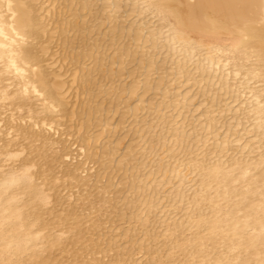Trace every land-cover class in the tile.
<instances>
[{"label":"bare ground","instance_id":"bare-ground-1","mask_svg":"<svg viewBox=\"0 0 264 264\" xmlns=\"http://www.w3.org/2000/svg\"><path fill=\"white\" fill-rule=\"evenodd\" d=\"M69 1V5H66L68 0H0V103H4L3 105L0 104V107H4L5 109H7L8 112H11V114L14 110H21L25 108L27 110L28 115L24 119H22L23 117H21V121L24 122V120L27 119L28 121L33 122L35 124L34 126H31V130L27 131V127H25L24 125L25 123H21L24 126H21L20 124H18V122L14 125V123L18 121L15 118H20L19 115L18 117L14 116V118L11 116L10 113V116L8 114L6 115L7 119L5 121L8 122L6 126L8 129V133L5 134L10 135L9 133L12 131L11 134L14 133V135L16 136L15 138H13V140L16 139L18 135H20L23 140L27 141L28 143L23 141L21 145L27 143L25 144V146L27 145L26 147L28 148L25 149L29 151V155H27L25 159L21 160L19 163H17V166L14 167L13 165L16 164V162L14 163L15 159L18 158V156L20 157L27 151L24 152L25 149L22 150V154L20 148V151L18 150L20 144H17L19 146L16 145L17 142L14 144V141L16 140L5 141V143L3 141L2 143L6 146V149L1 150L0 155L6 156V163L9 161L14 164H9V166L11 167L6 164V167L10 168V172L0 176V264H14L10 262L12 258L18 259L22 257L28 251L34 249L38 244H40L42 242V239L46 240L49 251H51L53 248L60 246V239L63 238V236L62 238L60 237V233L59 235H57V233L56 236H53L56 232H54L52 236H41L44 231L48 230L51 232L52 230L55 231L56 229L53 227V218L55 217H53L52 215L56 212L52 211V213L50 210H44L43 207L48 204L49 199V196L46 191L50 192L49 190H53V192H55L54 194H56L57 191H54L53 181L56 180L54 177L58 175L54 176V174L57 173L52 174L53 171L50 166L51 164H54L53 162L60 161V165L56 164L58 165L57 167H60L62 163L59 158L54 156V154L48 155L45 152V150H47V148L50 146L49 143L51 142V140L48 135L51 133V131L53 130L54 133H60V137L64 136L68 141L71 142V144L77 145L79 147L80 153L83 150L82 155L86 160L81 163L80 170L78 167V165L80 164L79 163L77 164V167L75 166L76 168L73 171L70 170V172H67V168H65L64 172H66L65 174H63L65 177H68V179L75 180L77 183H81V177L79 175L82 172H88L87 174L90 175L89 172H91L93 169L90 166L89 168H85V165H90L91 163H93L91 165H94V163L98 161L97 154L99 152V148L95 145L99 143V139L103 135L107 136L105 135L107 133L109 135L112 131H114V133L116 131V127L113 128L115 130L110 129L112 126L108 124V122L110 121L100 120L102 119V109H100L98 106L91 107L92 104L96 101L98 95L97 93L102 94L103 92L106 93L108 91V96L110 94H113V96L117 95L118 103H120V100H122L121 97L128 94V92H126V86L124 85V87L121 85L119 87H113V77L116 74H114L113 72L115 67H117L115 66L116 61L113 63V60H119L118 63L121 61V63H119V68H122V65H124L123 62L125 61L126 63L127 61L125 59L131 57V59H134V53L132 55V53H122L118 50L119 53L115 52L117 54L116 55L112 52L113 56H111L112 59H110V61L112 60V62L108 63L110 67L108 70L106 69L107 72L110 73L111 77L110 80H107V78H105L106 75L105 77L103 75V71H105V65L107 64V62H109L105 61L107 60V54H105L107 49L105 51H100V43H98V45L97 42L96 44H94L93 42V45L88 43L90 49L87 48L88 46L85 43V35H89V33L91 35V30L88 32L86 29L87 26L84 25V23L83 26H77V22L80 19L82 20V18L80 17L83 15H81L80 12H77L80 11V8H82L81 11H88V6H85L87 3L85 2L86 4H82V2H79V0ZM74 2H79L76 3L77 8L78 4L80 5V3L83 6L80 5L78 9L76 7L73 8ZM91 8L89 11H91ZM152 8L156 16H161L160 18L163 17V20H169L170 18L173 21L172 24L169 26L168 24H166V26L169 27V31L167 36L165 37L164 43L166 42L165 48H167L169 52L174 53L175 55L177 52H179L180 54H178L180 55V58L186 57L188 60L194 59L197 53H202H200V55H202L203 57L202 59L200 58L202 61L198 66V70L199 72H201L202 76L209 74L210 78L206 80V85H209L210 82H213L211 78L214 79L218 74H221L222 82L219 84L220 86H222V89L226 91V93H228V96L233 95L235 93V95L230 96V98L232 99L234 96L236 98L240 97V94H246L245 92L247 91H244V86L248 88L249 81H253V84L258 82L260 84V82H264L262 81L264 80L262 79V77H264V0H155L152 5ZM66 11H68V13H71L70 16L72 18L70 17V19H68V17H65L66 15H63ZM114 19L115 18H113V20ZM86 23L87 22H85V24ZM112 23L113 22L111 21V24ZM166 26H162V29H165ZM115 27L116 26L113 25L110 27V29H114L115 32ZM70 32L72 34L69 36ZM121 34H123V32ZM160 34L164 35L161 31ZM139 38L138 40L140 41ZM138 40L136 39L137 43L139 42ZM96 41H99V39ZM158 42L160 41L158 40ZM129 43L130 41L128 42V44ZM156 43L157 41H155L153 45H155ZM161 44L159 46H161ZM177 46H179L180 48H177L179 50H177L176 52L175 47ZM226 47H229V50L237 49L240 54V56H238L239 58L243 57L244 59L246 58V60L253 59V62L255 63L253 64L254 69L251 68L252 71L250 70L251 72H246V76L244 75L243 77V80L245 79V82H247L245 83L247 85H245L243 81L244 86L243 84H240L243 86V91H234L231 89V84L235 86V89L240 86L239 85L236 88V85L238 84L237 81V84L235 85L234 83L229 84L230 80H237L236 78L240 76L241 69H238L239 66L236 65V68L234 65L232 66V63L230 62V65L232 66V68L230 67V71L228 68H226L228 69L226 74L223 72V70H225V67L227 66V63H229L228 59L224 58L227 55H221L223 52L225 53L226 51H228L225 49ZM86 48L87 50H85ZM195 49L197 53L194 55ZM197 49H199V51ZM89 50L95 51L97 54L94 56L93 53L90 54ZM113 50L115 51L114 47ZM109 51L110 50H108V52ZM218 53H221L220 56H222L223 58L220 57ZM219 63H222V66H220L221 68H219ZM90 66L91 68H89ZM71 67L73 69L70 70ZM224 74L227 76L226 78L223 77ZM104 79L111 82V86L108 87V89L105 88L107 89L106 91H104V85L102 84ZM95 87L97 88L96 94H94L93 90ZM250 88V91H248V94H250V97L248 99H250V101L248 100L249 103H247L249 104L250 110L242 111L244 113H242L241 115L243 117H245L247 113L248 115H253L251 125L254 128V132H256L257 135L260 137L259 134L261 130L259 127H261L262 125L259 124L261 123L262 119H264V98H260L259 95L261 93L258 94V92L254 91L256 89L252 87ZM135 89V86L131 87L130 91L128 90L129 94L134 95ZM148 91L149 90L147 89L146 93H148ZM231 92L234 93L232 94ZM26 95H37L39 98V100H36L37 102L39 101L38 104L34 102V104L26 101L24 102V100L22 101L23 96ZM241 100L244 101L243 99ZM243 106H246V103ZM136 107H134L133 112L131 111L133 113L132 115H134L135 117H137L136 113L141 109L139 108V106L138 108ZM230 107L228 106V110L232 109H229ZM240 110H242V108ZM39 112H44L46 114H49V116L46 117V115L45 117H42L41 114L40 117H42V121L39 122V120L36 118V115L40 114ZM158 113H160V111H158ZM97 115H100L99 118L96 117ZM40 117L38 118L41 119ZM3 119H0V122L3 121ZM93 120H97L98 122L96 121L97 123H93ZM240 120L239 122H242L244 124L246 123L245 126L247 125L248 119L246 122ZM239 122H237L238 125L241 124ZM120 125L121 124H119L118 128H121ZM248 125L250 126L249 123ZM207 126L209 128V125ZM23 127H25L26 129ZM36 127H38L39 129H36L38 131H35ZM96 128H100V132H95L96 134L92 135L93 129ZM106 128L107 130L104 131V129ZM46 129L51 130L48 135H46V131H48ZM176 130L178 131V129ZM214 134L216 133L214 132ZM228 134H230V132ZM231 134V136H234L233 133ZM51 135L53 136V134ZM262 135H264V133H262ZM215 137L216 135L214 136V138ZM225 141H223L222 149L228 147V145L225 147ZM37 142L40 143L38 147L34 145V143ZM181 143L182 142L179 140L177 142V145H181ZM28 144L32 145V147L34 145L36 148L32 149L31 147H29L30 145L28 146ZM108 145L105 144V147H107ZM203 145H205V143H203ZM249 145L250 142L248 143V145L242 148L241 152L247 151L253 154L252 152L254 149H249ZM163 146L161 147L163 148ZM155 147L157 148L158 144H155V146L152 148ZM100 148L103 150L102 151L100 149L102 153L101 158L99 159L100 166H102V169L100 174H98L99 172L97 173L95 188L97 189V184L102 183L104 178L103 174H105V171H108L109 169L111 170V172L107 174L110 175L112 172L113 174L108 177L106 184H104L106 188H111L112 185L115 184L113 183L115 178L113 179L112 175L115 174V176H117L116 173L120 171L125 174L128 171L129 166L128 168L125 166L128 164L126 163L127 160L125 158V165L123 167L121 166V164L124 162V160H122L118 165L119 168L117 169L116 173H114L111 168L112 166L108 165V163L114 164L113 159L110 157L113 155H111L113 149L111 148V150L110 148H104L110 149V151L106 150L104 152L103 147ZM118 148H116L115 146V150H117ZM157 150H159V148ZM156 152L157 151H155L154 156L158 154H156ZM163 152L164 151H162L161 153ZM221 152L223 153V150ZM66 153L60 158L64 159V157H70L71 152L69 151L68 155ZM113 153L114 156H116L115 153L117 152L115 151ZM152 155H150V157H152ZM66 158L64 160H66ZM41 159H43L44 161L40 162ZM106 160H108V163H106ZM137 163L139 162L137 161ZM241 163H238L235 160V162H231L227 170L224 168V171L222 168L223 166L220 167L219 164H212L210 168L208 166L210 164H208L206 168L204 167L203 169V167H185L183 166L184 164L180 162L178 166L176 165L177 167H174V170L172 172V174H174L173 176L178 177L181 186L183 183L185 184V181L188 179V175L195 174L200 176L201 183L198 185V194L196 196V198H200H194L193 201H191V208L194 211L198 210L200 201H203V199L201 198L208 195V193L211 194L209 192L211 189L214 191L212 193L215 194L214 198L216 199L210 202L211 205L209 209L210 212L213 213L212 219L207 222L199 220L197 223L194 224L193 227H195L197 230L204 229V231L207 232L210 237L207 240V245L212 246L213 249L216 247L217 244H223V247L225 248V254L219 255L213 260L207 258H200L199 261L204 264H264V176L260 177L257 180H245L247 174L254 167L250 168L249 164ZM129 164L131 165V162ZM4 165L5 164H3V166ZM53 167L54 166H52V168ZM34 168H37V172L32 171V169ZM71 168L73 169L74 165L73 167L71 166ZM131 168L136 169V166L134 165ZM161 168L160 174H162V176H164L165 178V175L169 174H166V170L163 168V171V169ZM257 168H259L260 171H264V165H257L255 169L258 170ZM55 169L57 170V168ZM59 169L60 168H58V170ZM67 170H69V168ZM258 172L259 171H257V173ZM107 176L105 178H107ZM62 177H60V179H62ZM132 178H134V176ZM137 178L135 176V179ZM38 179H40L42 183L44 182L46 184L42 186V184H36L37 182L34 183L35 181H40ZM133 180H128L131 181V184L129 186H131V188L136 187V190H138V192H141L142 196L145 192L144 188H146V186L144 185L145 183H142V186H140L139 182L138 186V184L135 183L137 180L132 183ZM125 182L126 179L125 181L123 180L120 182L123 188L127 187ZM169 182L172 181L170 180ZM87 184L88 183L83 181L81 187H86ZM243 184H245L244 186H246V191H248L249 194L251 193L252 195H254V193L256 192H261L259 195L257 194L258 196L256 195V199H258L257 203H254V201L249 200V202L244 204H234V207H232V205L231 207H228L227 204L224 208H222V210L215 211L219 201H222V203L223 201L227 202V200L232 197L230 194L233 195V193H230V191H234V188L236 186ZM23 198H26V200L23 201V204H20ZM241 200L243 201V199ZM133 202L134 200L132 199L129 203ZM148 206L149 210L147 211V215L149 219V215L153 213L154 209L152 205ZM163 211L165 210L163 209ZM46 215L51 216V218L53 217V222L44 219ZM55 216H57V214ZM69 218L65 217L64 219H58V221H60V223H64L68 221ZM133 218L139 220L138 216L132 217L131 219ZM69 221H71V219ZM70 223L72 224V222ZM74 224L75 226L73 229H71L70 227L68 229L66 227L68 229L67 231H70L69 233L67 231L66 232L68 234L72 233L75 239L73 241L70 240L69 242L64 243V251L71 247V249H74L73 246L75 244H78L77 242H80V244L82 245L85 242V240L82 238V235L80 237L81 230L79 232H75L80 227L78 225V221H76V223ZM54 225L56 226V224ZM97 225L94 226V230L97 228ZM58 228L59 232L63 231L62 227ZM127 233L128 231L124 232L125 238L121 239L123 242H126V239L128 238ZM112 235L113 234L110 233L107 235L106 238L104 237L103 241L105 242L98 245L99 247L97 251L92 250L89 253L93 257L91 260L94 262V264H113L116 260L117 264H120L121 260H125L123 258H125L126 255L120 260L115 257V259L109 257V254L111 255V252L114 253V249H116L115 251L117 252L121 249V246L118 244L117 241L118 236ZM66 238L68 239V236ZM69 238H71V235H69ZM201 239L203 240V238ZM201 239L199 237L198 239H195V242L193 241L194 244L191 250L194 253H197V251L203 248V243ZM101 246H103V248H100ZM99 248L101 250H99ZM210 249L212 250L211 247ZM79 250L76 249L75 252ZM243 253L248 254V259L246 260L245 257L244 262L241 261L242 263H238L237 259ZM76 255L77 253L74 254V256ZM98 255H101V258H96V256ZM49 256H43L42 258L40 256L38 257L37 255L35 256L31 254L28 258L29 260H31L30 264H53L52 262L54 261H52L53 259L51 260ZM105 258L108 259V261L106 260V263L105 261H103ZM131 259H128V261ZM76 261L77 258L75 262Z\"/></svg>","mask_w":264,"mask_h":264},{"label":"rangeland","instance_id":"rangeland-1","mask_svg":"<svg viewBox=\"0 0 264 264\" xmlns=\"http://www.w3.org/2000/svg\"><path fill=\"white\" fill-rule=\"evenodd\" d=\"M154 1L155 0H79V2H82V4L87 3L88 5L86 4L85 6H88L89 10L91 7L92 8L91 11H81L82 8L79 9L80 11H78L77 13L80 12V14L83 15H80V18H82V20H77V26H83L84 23V25L87 26H85L87 31L89 32L91 30V35L90 33L89 35H85V43L87 46L88 43L93 45V42L94 44H96L97 42V44L100 43V45L98 44L100 51H105L107 49L105 53L107 54V60L105 61L109 62H107L104 69L105 71H103V75L104 77L106 75L105 78H107V80H110L111 77L110 73H108L107 70L110 67L108 63L112 62V60L110 61V59H112L111 56H113L112 54H116L117 52L119 53V51L122 53L129 52L132 53V55L134 53V59H131L132 57L125 59L127 61L126 63L125 61L123 62L124 65H122V68H119V63H121V61L118 63L119 60H113V63L116 61V65H114L117 66L115 67V69L113 66V73H116L113 77V82L114 84L116 82V84H113V87L124 85L126 86L125 88L127 89L126 92H128V94L121 97L122 100H120V103H118L117 95L113 96V94H110L108 96V91L106 93L103 92L102 94L97 93L98 95L96 101L92 104L91 107L98 106L100 109H102V119L100 120L110 121H107L108 124L112 125L110 129L112 130L116 127V131L115 133L114 131H112L109 135L107 133L105 134L107 136L103 135V138L101 137V140L99 139V143H97L98 145H95L99 148V152L97 154L98 161L94 163V165H91L93 163H89L90 165L86 164L87 166L85 165V168H89L90 166L93 169L91 172H89L90 175L87 174L88 172H82L79 175L81 177V183H77L75 180L68 179V177H65L63 174H65L66 171H73L79 163L80 164L78 165V167L80 170L81 163L86 160L82 155L83 150L80 153L79 147L77 145L71 144V142L68 141L66 137H60V133H54L53 130L51 131L46 129L48 130L46 131V135H48L51 131V133L48 135V137H50L51 144L49 143L50 146L47 148V150H45V152L48 155L54 154V156L59 158L62 163L60 167H57L58 165H56L59 164L60 161L53 162L55 165L51 164L50 166L53 171L52 174L57 173L54 174V176L58 175L53 177L56 180L59 179L61 181H53L54 191L57 190L56 194H54L55 192H53V190H49L50 192L46 191L49 199L48 204L43 206L44 210L56 212H52L53 217H55H52L54 222L52 221L51 216L46 215L44 217V219L52 221L53 227L56 229L55 231L52 230L51 232L48 230L44 231L41 236H52V234L56 232L53 236H56L57 233V235H59L60 233V237L62 238L63 236V238L60 239V246L53 248L51 251H49L46 240L42 239V242L40 244H38L34 249L28 251L22 257L18 259L12 258L10 261L11 263L30 264L31 260H29L28 257L32 254L35 256L37 255L38 257L40 256L42 258L43 256L47 257L50 255L49 257L51 258V260L53 259L52 261H54L52 262L53 264H94V262L91 260L93 257L89 253L92 250L97 251L99 247L98 245L105 242L103 241L105 235H108L110 233L113 234L112 236H118L117 241L121 246V249L118 250V252L115 251L116 249H114V253L111 252V255L109 254V257H115L120 260L126 255L125 258H123L125 260H121L120 264H204L199 261L200 258L213 260L217 256L225 254V248L223 247V244H217L213 249L212 246L207 245V240L210 238L207 232L204 231V229L197 230L195 227H193L194 224L199 220L207 222L212 219L213 213H211L209 209L211 205L210 202L216 199L214 198L215 194L212 193L214 191L211 189L209 191L211 194L208 193V195L205 196L206 198H201L203 199V201H200L198 210L194 211L191 208V201H193V199L196 198L198 194L197 188L201 183L200 176L195 174H190L191 176L188 175V179L187 177V180L184 179L186 180L185 184L183 183L181 186L178 177L173 176L174 174H172V172L174 170V167L176 165L178 166L180 162L184 164L183 166L185 167H203V169L204 167L206 168L208 164H210L208 165L209 168L212 166V164H219L220 167L223 166V170L224 168L227 170L231 162L233 163L236 160V162L238 163L243 162L244 164H249L250 168L254 167L247 174L245 180H257L260 177L264 176V171H260L259 168H257L258 170L255 169L257 165H264V135H262V133H264V129H262L264 128V119H262V121L260 120L262 124L259 121V125H262L261 127H259L261 130L259 137L257 133L254 132V128L251 125L253 115H248V113L245 117L241 115L242 113H244L242 111L250 110L249 104H247L250 101V99H248L250 97V94H248V91H250L251 89L250 87L256 89L254 91L258 92V94L261 93L259 95L260 98H264V82H260V84L259 82L253 84V81H249L248 88H246L244 84L247 82H245V79L243 80V77L245 74H247L246 72L252 71L251 68L254 69L253 64L255 63L253 62V59L246 60V58L244 59L243 57L239 58L238 56H240V54L237 49H230V52L229 47H226L225 49L229 52L226 51L222 54L218 53L219 56L220 54L227 55L224 58L228 59L229 62L227 63L228 67H225L226 71L223 70V72L226 74L228 69L230 71L233 65L235 67L236 65L239 66L238 69H241L240 76H238L239 79L237 77V80H234L235 82L230 80L229 84L234 83L235 85L238 83L236 85L237 88L240 84H243L244 81L243 86L244 91H247L245 92L246 94H240V97L243 98H235L234 96L231 99L230 96L235 95V93L231 92L232 94H234L228 96V93H226V91L222 89V86H220L219 84L222 82L221 74H218L214 79L211 78L213 82H210L209 85H206V80L210 78L209 74L202 76L201 72H199L198 70V66L201 63V59L203 57L202 55H200L201 52L197 53L195 49L194 55L196 53L197 54L195 55L194 59L188 60L186 57H181L182 59L180 58V53L177 52V50H179L177 48H180L179 46L175 47V50L177 52H175L176 55L169 52L168 49L165 48L166 42L164 43V41L169 31V27H167L166 24H168L169 26L173 21L170 18L169 20L164 18L166 20L165 21L163 20V17L160 18L161 16L158 17L155 15L152 8ZM79 2H74L73 8H77L76 3ZM69 3L70 1L68 0L66 5H69ZM82 4L80 3V5ZM80 5L78 4V8ZM66 12L63 15H66L65 17H68V19H70L71 13H68V11ZM113 18L115 19L113 20ZM111 21L113 22L112 24L116 26L115 32L114 29H110V27L113 26L111 24ZM85 22L87 23L85 24ZM163 24L167 28L165 27V29H162L164 27ZM159 30L163 32L164 35H161ZM122 32L125 35L121 34ZM71 34L72 33L70 32L69 36ZM121 35L123 36V38ZM137 37H141L139 38L140 41ZM98 39L99 41H96ZM136 39L139 41V44L137 43ZM158 40L160 42H158ZM129 41L130 43L128 44ZM155 41H157L156 44H159L153 45ZM160 44L161 46H159ZM113 47L115 51L113 50ZM87 48H89V46ZM87 48L85 50H87ZM108 50L110 51L108 52ZM197 50L199 51V49ZM89 51L90 54L93 53L94 56L97 54L95 51ZM230 62L232 63V66L230 65ZM220 66H222V63H219V68H221ZM89 68H91V66ZM71 69L73 68L71 67L70 70ZM224 75L223 77L226 78L227 76ZM262 79H264V77H262ZM105 80L106 79H104L102 83L104 85V91H106L108 87L111 86V82L106 80V82H108L106 83ZM133 86L136 87L134 95L129 94L130 88ZM230 86L234 91H243L242 85H240L241 88L240 86L238 87L239 89H235V86H233V84H231ZM147 89L149 90L148 93H146ZM93 90L94 94H96L97 88L95 87ZM245 95H247L248 97ZM36 96L37 95L23 96L22 101L24 100V102L26 101L32 104H38L39 101L37 102L36 100H39V98L38 96L36 98ZM241 99H243L244 101H242ZM244 102L246 103V106H243L245 104ZM0 104L3 105L4 103ZM138 106L141 109L136 113L137 117H135L134 115H132V112L134 107L138 108ZM228 106H231L229 109H232L228 110ZM241 108L242 110H240ZM157 110L160 111V113H158ZM13 112L11 114V112H8L4 107H0V119L4 118V122H0V151L6 149V146L2 144L3 141L5 143V141L13 140V138L16 137L14 133L11 134L12 131L9 133L10 135L5 134L8 133V129L6 127L8 122L5 121L7 119V114L9 115L10 113L13 118L14 116L18 117L19 115L20 118H15L18 121H16V123H14L13 121L12 122L14 123V125L17 124V122L21 126L25 125V127H27V131L31 130V126L35 125L33 122H30L27 119H25L24 122L21 121V117H23L22 119H24L28 115L25 108L21 110H14ZM39 113V115H36V118L39 120V122L42 121V117H45L46 115V117L49 116V114H46L44 112ZM41 114L42 117H40ZM99 116L97 115L96 117L99 118ZM38 117H40L41 119H39ZM239 118L242 119L240 120ZM238 119L243 122H246L248 119L249 122L247 121V125L245 126L246 123L244 124L242 122H239ZM93 121V123H95L97 120ZM237 122L241 123L239 124L240 126ZM21 123L25 124L22 125ZM248 123L251 127L248 125ZM119 124H121L120 126L122 129L118 128ZM207 125H209V128ZM36 129H38V127L35 128V131L39 130ZM96 129H98L99 131ZM96 129H93L92 135L100 132V128ZM176 129H178V131ZM106 130L107 128L104 129V131ZM214 132L216 134H214ZM229 132L230 134H228ZM231 133H233L234 136H231ZM51 134H53V136ZM226 134H228L230 137ZM215 135L216 137L214 138ZM6 136L9 138H7ZM109 136L112 137L110 138ZM53 137H55L56 139ZM61 138L64 139L62 140ZM14 140V144L16 142V145L20 144V146L17 145L19 146L18 150L19 148L21 151L25 148H28L26 147L27 145L25 146V144H27L28 142L23 140L20 135H18ZM179 140L182 142L181 145H177V142ZM23 141L27 143L21 145ZM223 141H225V147L228 145V147H226L225 149H222ZM249 142L250 145L248 147L249 149H254L252 152L253 154L247 151L241 152L242 148L248 145ZM38 143L39 142L34 143V145L38 147L40 145V143ZM203 143H205V145H203ZM105 144L109 145L105 147ZM155 144H158V147L152 148L155 146ZM29 145L30 144H28V146ZM34 145L33 147L32 145H30L29 147H31L32 149L36 148ZM99 146L103 147V149L112 148L113 150H115V146L116 148L119 147L117 149L119 151L115 150L117 152L115 153L116 156H114L113 153L115 151L111 149V155H113L110 157L113 159L114 164H109L108 160H106V163L112 166L111 168L114 173H116L117 169L119 168L118 165L122 160H124V162L121 164L122 167L125 165L126 160V163L128 164L125 166L127 168L129 166L128 171L125 174L120 171L116 173L117 176H115V174L112 175L113 179L115 178V180L113 181V183L115 184H113L111 188H106L105 186L108 177L113 174V172L110 175L107 174L111 172L110 169L108 171H105L106 175L103 174L104 178L102 183L97 184V189L95 188L97 173L99 172L98 174H100L102 169L99 160L101 158L102 152L100 151L101 148ZM161 146H163V148ZM158 148L159 150H157ZM110 149H104V152L106 150L110 151ZM161 150L164 152L161 153ZM222 150L224 154L221 152ZM69 151L71 152V155L69 154L70 157H67L68 159L66 157H64V159L66 158V160L60 158L65 155L66 152V154L68 155ZM155 151H157L156 154H158L154 156ZM24 152L26 154H23L22 151L21 153L23 155L20 154L21 156H18V158L15 159L14 163L16 162V164L9 161L6 163V156L0 155V167H2L0 168V176L10 172L9 167L11 166H9V164H14L13 166L15 167L17 166V163H19L21 160L25 159L27 155H29V151L27 149H25ZM150 155H152L153 158L150 157ZM41 161L43 162L44 160L41 159L40 162ZM137 161L139 163H137ZM130 162L131 165L129 164ZM3 164H5V167L3 166ZM6 164L9 167H6ZM73 165L74 168L72 169L71 166L73 167ZM134 165L136 166V169L131 168ZM52 166L57 168V170L58 168H60L62 171L60 169L57 171L54 167L53 169ZM37 168L32 169V171L37 172ZM65 168H69V170L66 169V171L64 172ZM160 168H164L166 170L165 173L169 175H165L164 178V176L160 174ZM257 171L259 172L257 173ZM59 176H64L62 177L63 180L60 179ZM106 176L107 178H105ZM133 176L134 178H132ZM135 176L136 178H138L135 179ZM125 179V184L127 187L123 188L120 182L123 180L125 181ZM133 179L137 180L138 182H135V180ZM128 180H133L132 183L135 182L136 184L140 182V186H142V183H145L144 185L146 186V188H144L145 192L142 196V193L138 192V190H136V187L131 188V186H129L131 184V181ZM170 180L172 182H169ZM83 181L88 183L86 187H81ZM168 182L170 185L168 184ZM34 183L40 185L42 184V186L46 184L44 182L42 183L41 180L35 181ZM59 183L61 184V186ZM244 185L245 184L238 185L234 188V191H230V193H233V195L230 194L232 197H230L227 202L223 201L222 203V201H219L216 207L217 210L215 209V211L222 210V208H224L227 204L228 207H231V205L232 207H234L239 203H247L249 202V200L257 203L258 199H256V197L261 192H256L254 193V195H252L251 193L249 194L248 191H246V186ZM52 193L55 196H53ZM247 196L250 198H248ZM198 198L200 197H197L196 199ZM132 199L134 200V202L129 203ZM241 199H243V201ZM25 200L26 198H23L20 204H23V201ZM169 201L172 202L170 203ZM169 203L172 205H170ZM148 205H152L154 209L153 213L149 215V219L147 215V211L149 210ZM163 209L165 211H163ZM171 212L175 214L173 215ZM56 214L57 216H55ZM136 216L139 217V220L135 218L131 219L132 217ZM65 217H70L69 220L71 219V221L68 220L69 222L66 221L64 223H60V221H58V219H64ZM76 221H78V225L80 227L75 232H79L81 230L80 237L82 235V238L85 240V242L83 243V245L80 244V242H77L78 244H75L73 246L74 249H71V247L64 251V243H67L70 240L73 241L75 239L72 233L68 234L70 231L67 230L69 229V227L73 229L75 226L74 223H76ZM70 222H72V224ZM54 224H56V226ZM96 225V229L98 230H94V226ZM190 226L192 227V229ZM58 227L63 228V231L65 232L64 233L62 231L63 235L62 232H59ZM125 231H128V238L126 239V242H123L121 239L125 238ZM69 235H71V238H69ZM67 236L68 239L66 238ZM199 237L200 239L203 238V240L201 239L203 248L197 251V253H194L191 249L195 242V239H198ZM103 246H101L100 248H103ZM210 247L212 248V250L210 249ZM100 248L99 250H101ZM76 249L80 250L75 252ZM76 253L77 255L74 256V254ZM97 257L101 258V255L96 256V258ZM76 258L77 261L75 262ZM244 258L247 260L248 254H241L237 259V262H244ZM128 259L131 260L128 261ZM106 260L108 261L107 258H105L103 261H105L106 263ZM116 261L113 264H117Z\"/></svg>","mask_w":264,"mask_h":264}]
</instances>
